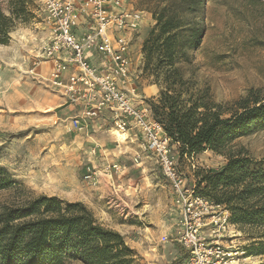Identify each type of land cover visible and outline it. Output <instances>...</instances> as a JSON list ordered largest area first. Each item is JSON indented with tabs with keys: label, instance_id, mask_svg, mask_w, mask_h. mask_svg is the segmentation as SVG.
Listing matches in <instances>:
<instances>
[{
	"label": "rangeland",
	"instance_id": "obj_1",
	"mask_svg": "<svg viewBox=\"0 0 264 264\" xmlns=\"http://www.w3.org/2000/svg\"><path fill=\"white\" fill-rule=\"evenodd\" d=\"M183 1L124 0L144 13L133 52L135 82L145 105L168 89L181 92L186 102L205 97L228 108L251 91L264 96V0H200L195 13L183 10ZM168 2L180 6L177 12L184 17L174 41L175 59L148 60L144 45L156 27L153 14ZM30 9L28 21L17 23L8 44L0 45V167L18 183L0 190V214L42 195L80 202L104 227L124 237L136 264H179L187 256L175 242L179 211L155 157L142 142H115L112 126L108 132L94 125L88 132L71 127L66 102L41 78L50 69L41 58L49 29L38 0ZM170 147L195 191L197 173L221 171L227 154L264 168V129L234 141L226 155L206 150L186 156L179 144L172 141ZM192 157L197 170L191 168ZM165 235L168 243L161 241ZM235 240L240 264H264V225L236 228Z\"/></svg>",
	"mask_w": 264,
	"mask_h": 264
},
{
	"label": "trees",
	"instance_id": "obj_2",
	"mask_svg": "<svg viewBox=\"0 0 264 264\" xmlns=\"http://www.w3.org/2000/svg\"><path fill=\"white\" fill-rule=\"evenodd\" d=\"M6 2L5 7L0 4V45L8 44L17 23L28 21L34 0ZM199 4L200 0H184L181 7L195 13ZM179 8L168 2L153 14L156 27L144 45L148 60L163 55L174 61V41L184 27ZM187 102L181 92L169 89L157 102H150L155 121L181 146L182 155L206 150L226 155L234 141L264 129V96L259 91H251L232 108L205 97H190ZM227 155L229 162L221 171L197 173L196 193L223 206L237 228L263 226L264 168H257L247 157ZM17 184L0 167V190ZM136 256L120 233L104 227L80 202L42 195L7 207L0 214V264H136Z\"/></svg>",
	"mask_w": 264,
	"mask_h": 264
},
{
	"label": "built area",
	"instance_id": "obj_3",
	"mask_svg": "<svg viewBox=\"0 0 264 264\" xmlns=\"http://www.w3.org/2000/svg\"><path fill=\"white\" fill-rule=\"evenodd\" d=\"M38 3L49 29L41 58L50 69L41 78L76 111L68 119L71 127L88 132L99 120L119 131L135 132L145 151L155 157L179 211L175 242L187 254L179 264H240L237 227L230 214L188 185L172 155V140L140 96L133 43L144 13L124 0ZM191 168L198 169L195 162ZM161 241L168 243V236Z\"/></svg>",
	"mask_w": 264,
	"mask_h": 264
},
{
	"label": "crops",
	"instance_id": "obj_4",
	"mask_svg": "<svg viewBox=\"0 0 264 264\" xmlns=\"http://www.w3.org/2000/svg\"><path fill=\"white\" fill-rule=\"evenodd\" d=\"M143 23H144V21H143ZM143 23H142V25H143ZM142 25H141V28H142ZM141 28H140V30H141ZM140 30H139V32H140ZM139 32H138V34H139ZM144 98H146V97H144ZM67 106L69 108V112L71 113V117L74 116L76 113V111H74V108L72 106H69V105H67ZM109 126L110 125H107L106 123H104V121L97 120L94 122V127H96V129H99V130H106L107 131V130H109ZM114 130H117V129H114ZM109 132H112V131H109ZM113 132H112V135H113ZM127 134H128V139H127L128 142L126 141V143H131V144H140L141 143L140 139L135 135V132H128ZM113 137L115 139V142H118V141H116L117 139L115 138L114 135H113ZM118 143H122V142H118ZM123 143H125V142H123Z\"/></svg>",
	"mask_w": 264,
	"mask_h": 264
},
{
	"label": "bare ground",
	"instance_id": "obj_5",
	"mask_svg": "<svg viewBox=\"0 0 264 264\" xmlns=\"http://www.w3.org/2000/svg\"><path fill=\"white\" fill-rule=\"evenodd\" d=\"M113 135L115 136V138L117 139L116 141L118 142H126L127 141V133L126 132H122L119 130H114Z\"/></svg>",
	"mask_w": 264,
	"mask_h": 264
}]
</instances>
